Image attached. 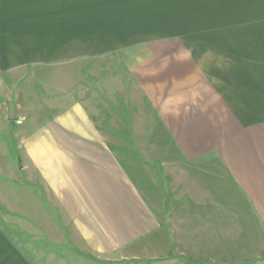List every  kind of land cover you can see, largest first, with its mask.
Returning <instances> with one entry per match:
<instances>
[{
  "label": "crops",
  "instance_id": "0c3cea01",
  "mask_svg": "<svg viewBox=\"0 0 264 264\" xmlns=\"http://www.w3.org/2000/svg\"><path fill=\"white\" fill-rule=\"evenodd\" d=\"M0 110V264H264V0H0Z\"/></svg>",
  "mask_w": 264,
  "mask_h": 264
},
{
  "label": "water",
  "instance_id": "95a60500",
  "mask_svg": "<svg viewBox=\"0 0 264 264\" xmlns=\"http://www.w3.org/2000/svg\"><path fill=\"white\" fill-rule=\"evenodd\" d=\"M9 108H10V118L13 119L14 115H15V112L13 110V105L11 103L9 104Z\"/></svg>",
  "mask_w": 264,
  "mask_h": 264
},
{
  "label": "rangeland",
  "instance_id": "374dc122",
  "mask_svg": "<svg viewBox=\"0 0 264 264\" xmlns=\"http://www.w3.org/2000/svg\"><path fill=\"white\" fill-rule=\"evenodd\" d=\"M144 37H147V36H144ZM1 111V110H0ZM1 113V112H0Z\"/></svg>",
  "mask_w": 264,
  "mask_h": 264
}]
</instances>
